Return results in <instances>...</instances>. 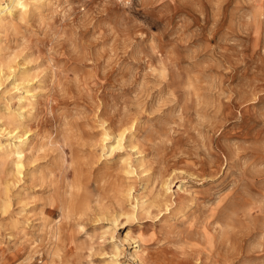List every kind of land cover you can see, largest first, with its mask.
I'll return each instance as SVG.
<instances>
[{
  "label": "rangeland",
  "instance_id": "1",
  "mask_svg": "<svg viewBox=\"0 0 264 264\" xmlns=\"http://www.w3.org/2000/svg\"><path fill=\"white\" fill-rule=\"evenodd\" d=\"M26 2L0 29V140L27 132L0 264H264V0Z\"/></svg>",
  "mask_w": 264,
  "mask_h": 264
},
{
  "label": "bare ground",
  "instance_id": "2",
  "mask_svg": "<svg viewBox=\"0 0 264 264\" xmlns=\"http://www.w3.org/2000/svg\"><path fill=\"white\" fill-rule=\"evenodd\" d=\"M27 6V2L26 0H8L7 2H2L0 0V29L5 27V25L7 24V20H10L11 17L13 16L14 14V11L17 9V8H23L25 9ZM13 23V22H12ZM14 25V24H13ZM14 30V29H13ZM15 41V40H14ZM9 43V42H8ZM8 46V45H7ZM20 68V67H19ZM23 68V67H22ZM3 70V69H2ZM20 70V69H19ZM54 70V69H53ZM18 71V70H17ZM15 73V72H14ZM27 73V72H26ZM16 76V75H15ZM10 80V79H9ZM8 80V81H9ZM11 81V80H10ZM11 83V82H10ZM8 84V83H7ZM23 84V83H22ZM3 88V87H2ZM1 89V88H0ZM29 91V89H26ZM16 91V90H15ZM31 92V91H29ZM28 92V93H29ZM24 93H22L23 95ZM12 95V94H11ZM27 95V94H26ZM4 97V96H3ZM17 97V96H16ZM19 97V96H18ZM25 97V95H24ZM33 97V96H32ZM5 98V97H4ZM30 98V97H28ZM7 100V99H6ZM1 103V102H0ZM10 103V102H9ZM17 105V104H16ZM19 105V104H18ZM141 105V104H140ZM12 106V105H11ZM10 106V107H11ZM139 106V105H138ZM12 108V107H11ZM10 109V108H9ZM29 109V108H28ZM29 111V110H28ZM112 111V110H111ZM111 113V112H110ZM19 118V117H18ZM135 122V121H134ZM101 123V122H100ZM134 123H131L129 124L130 126L129 127H126V126H123L121 128V131H120V135L118 136L119 138L123 137L126 130L128 128H130L131 126H133ZM101 126V125H100ZM4 128V127H3ZM18 128L15 127L14 129L11 130V132H9L10 136H13L12 133ZM5 129V128H4ZM109 129V128H108ZM10 130V129H9ZM8 132V131H7ZM30 132V131H29ZM109 133V132H108ZM106 132V136H108V134ZM8 135V134H7ZM27 135V132H23L22 134L19 133V134H16L15 136H13L11 139H13L12 141L10 142H7L5 140H0V154L2 155H5V157L12 163L13 165V168L15 169V172H17L18 174L22 172V168L24 166V162H23V156H24V152H25V144L27 143L25 137ZM102 135V134H101ZM110 135H112L110 133ZM132 135V134H131ZM113 136V135H112ZM135 136V135H134ZM95 138V137H94ZM104 139V138H103ZM111 139V138H110ZM8 140V139H7ZM108 140V139H107ZM104 141V140H103ZM119 141V139H118ZM107 142V141H106ZM116 143V142H115ZM113 144V143H112ZM106 146V145H105ZM111 147V146H110ZM113 149L114 146H112ZM31 148V147H30ZM117 148V147H116ZM136 148V146H135ZM134 148V149H135ZM107 149V148H106ZM31 152V151H30ZM107 153V152H105ZM111 153V152H110ZM102 154V153H101ZM138 154V153H137ZM42 157V156H41ZM107 157V156H106ZM43 158V157H42ZM129 160V159H128ZM34 162V160H33ZM136 163V162H135ZM82 164V163H81ZM128 164V163H127ZM119 167V166H118ZM137 167V166H136ZM29 168V167H28ZM181 170V169H180ZM38 171V170H37ZM135 172V171H134ZM127 173V172H126ZM136 173V172H135ZM128 174V173H127ZM48 176V175H47ZM192 176V175H191ZM81 180V179H80ZM145 182V181H144ZM80 183V182H79ZM183 183V181H182ZM115 184V183H114ZM173 185V184H172ZM130 186V185H129ZM166 186H167V190L171 187V181H166ZM18 187V186H17ZM24 187V186H23ZM182 185L179 186V189H182ZM122 189V187H121ZM100 190V189H99ZM131 190V189H130ZM97 191V190H96ZM79 193V191H78ZM46 194V193H45ZM9 199V198H7ZM12 199V198H11ZM68 199V198H67ZM122 199V198H121ZM136 199V198H135ZM172 199V198H171ZM5 200V199H4ZM70 200V199H69ZM124 200V199H123ZM10 201V199H9ZM71 201V200H70ZM129 201V200H128ZM137 201V199H136ZM127 202V201H126ZM156 202V201H155ZM134 203V202H133ZM124 204V203H123ZM42 205V204H41ZM128 205V204H127ZM155 205V204H154ZM157 205V204H156ZM9 206V205H8ZM43 206V205H42ZM129 207V206H128ZM23 208V207H22ZM27 211V210H26ZM130 211V210H129ZM136 212V210H135ZM121 213V212H120ZM134 214V213H133ZM148 214V213H147ZM217 214V213H216ZM74 215V214H72ZM101 215V214H100ZM99 215V216H100ZM104 215V214H103ZM101 215V216H103ZM125 215V214H124ZM14 216V215H13ZM119 216V215H118ZM126 216V215H125ZM135 216V214H134ZM159 216V215H158ZM129 217V216H128ZM107 218V217H106ZM148 218V217H147ZM108 219V218H107ZM119 219V218H118ZM101 220V219H100ZM137 220V219H136ZM62 221V220H61ZM114 221V220H113ZM123 221V220H122ZM42 224V223H41ZM121 225V224H120ZM125 226V225H124ZM62 233V232H61ZM54 236H56V233H54ZM61 237V236H60ZM63 237V236H62ZM115 238V237H114ZM118 238V237H117ZM138 242V241H137ZM136 242V243H137ZM140 242V241H139ZM118 243V242H117ZM116 243V245H117ZM144 243V242H143ZM135 247V246H134ZM119 251V250H118ZM112 254V253H111ZM131 254V253H130ZM117 255V254H116ZM135 258L137 260H139L141 263L143 264H146L144 263L143 259L138 255V254H134Z\"/></svg>",
  "mask_w": 264,
  "mask_h": 264
}]
</instances>
